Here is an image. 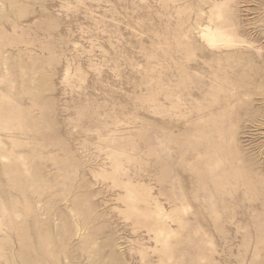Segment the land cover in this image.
Here are the masks:
<instances>
[{"label":"rangeland","instance_id":"obj_1","mask_svg":"<svg viewBox=\"0 0 264 264\" xmlns=\"http://www.w3.org/2000/svg\"><path fill=\"white\" fill-rule=\"evenodd\" d=\"M0 264H264V0H0Z\"/></svg>","mask_w":264,"mask_h":264}]
</instances>
